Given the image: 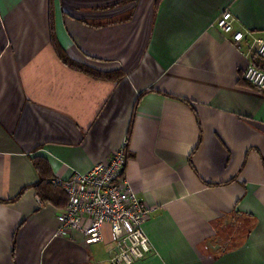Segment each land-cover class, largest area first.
<instances>
[{
  "label": "crops",
  "instance_id": "0c3cea01",
  "mask_svg": "<svg viewBox=\"0 0 264 264\" xmlns=\"http://www.w3.org/2000/svg\"><path fill=\"white\" fill-rule=\"evenodd\" d=\"M226 10L242 50L215 26ZM262 38L264 0H0V264H110L109 227L58 235L55 181L130 126L124 175L152 209L134 264H264V92L243 77Z\"/></svg>",
  "mask_w": 264,
  "mask_h": 264
},
{
  "label": "built area",
  "instance_id": "2783aa9c",
  "mask_svg": "<svg viewBox=\"0 0 264 264\" xmlns=\"http://www.w3.org/2000/svg\"><path fill=\"white\" fill-rule=\"evenodd\" d=\"M235 18L224 11L215 26L232 35L238 45L247 36L235 30ZM248 35H250L248 33ZM256 54L264 62V38L257 41ZM244 79L264 92V69L251 63L244 71ZM127 144L88 173L75 172L68 181L56 180L68 197L66 207L57 215L58 235L80 234L86 246L105 241L104 228L113 233L110 264H134L148 258L153 247L143 231V224L151 216L149 208L137 195L124 175L127 164Z\"/></svg>",
  "mask_w": 264,
  "mask_h": 264
},
{
  "label": "trees",
  "instance_id": "16d2710c",
  "mask_svg": "<svg viewBox=\"0 0 264 264\" xmlns=\"http://www.w3.org/2000/svg\"><path fill=\"white\" fill-rule=\"evenodd\" d=\"M57 53L59 58L69 67L79 70L83 73L88 74L89 76L96 78V79H101V80H107V81H117L120 80L121 78H123L124 74L122 71H116V72H112V73H101L98 72L96 70H93L92 68H89L83 64L80 63H76L74 61H72L62 50H60L58 47H56ZM257 67L264 69V65L263 66H258L257 64H255ZM252 85V84H251ZM131 130H132V126H130L129 131L127 133V140H126V144L128 147L129 144V140H130V135H131ZM127 147H126V153H127ZM36 167L39 171L40 170V163H36Z\"/></svg>",
  "mask_w": 264,
  "mask_h": 264
}]
</instances>
